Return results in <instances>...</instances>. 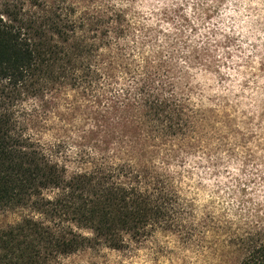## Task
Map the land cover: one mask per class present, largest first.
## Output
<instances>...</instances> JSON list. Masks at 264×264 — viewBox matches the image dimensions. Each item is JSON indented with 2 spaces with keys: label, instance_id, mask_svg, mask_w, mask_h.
<instances>
[{
  "label": "rangeland",
  "instance_id": "374dc122",
  "mask_svg": "<svg viewBox=\"0 0 264 264\" xmlns=\"http://www.w3.org/2000/svg\"><path fill=\"white\" fill-rule=\"evenodd\" d=\"M112 4L128 19L95 57L101 82L25 100L28 134L68 176L124 162L172 176L187 230L57 264H239L225 252L230 238L264 228V0ZM118 93L173 97L190 132L149 140L120 112ZM18 218L0 212V229Z\"/></svg>",
  "mask_w": 264,
  "mask_h": 264
},
{
  "label": "trees",
  "instance_id": "16d2710c",
  "mask_svg": "<svg viewBox=\"0 0 264 264\" xmlns=\"http://www.w3.org/2000/svg\"><path fill=\"white\" fill-rule=\"evenodd\" d=\"M127 19L112 0H0V212L19 217L0 229V264H57L94 246L123 249L127 237L187 230L172 176L128 162L68 176L26 127L25 100L101 82L95 57L125 35ZM118 95L149 140L191 130L173 97ZM225 252L264 264V228L238 230Z\"/></svg>",
  "mask_w": 264,
  "mask_h": 264
}]
</instances>
